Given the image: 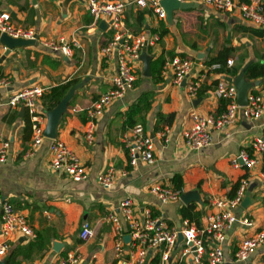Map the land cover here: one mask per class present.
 Here are the masks:
<instances>
[{"label":"crops","instance_id":"crops-1","mask_svg":"<svg viewBox=\"0 0 264 264\" xmlns=\"http://www.w3.org/2000/svg\"><path fill=\"white\" fill-rule=\"evenodd\" d=\"M25 1L27 7H21ZM234 1L236 5L229 11L199 3L190 8H175L170 10V19L159 18L149 8L127 7L126 26L127 17L133 22L136 10H147L141 31L151 33L161 24L168 31L145 50L150 58L148 66L144 56L137 66L133 88L105 108L95 122L94 140L88 144L83 137L89 126L87 110L110 88V78L116 71L115 56L106 59L101 52L113 34L109 23L95 20L82 0H0V9L9 11L15 24L25 26L27 18L26 26L36 28L40 41L64 39L71 45V53L64 55L39 42L12 49L0 62V78L10 79L9 85H0V141H10L8 159L0 164V197L8 199L25 214L37 233L34 239L12 240L10 250L0 256V264H54L70 251L81 254L80 264H133L129 242L123 245L122 255L115 254L114 229L107 220L110 212L118 213V204L123 198L132 199L137 215L149 209L170 227L180 229L186 220L201 228L206 216L215 210L211 199L234 196L242 178L249 181L248 202L234 209L235 222L222 242L223 264H264V243L244 261L235 259L239 243L264 227V164L260 160L246 168L230 163V158L240 149L250 152L252 139L264 134V112L254 119L239 114L228 136L214 129L212 143L201 150L189 148L183 138V132L192 125V112L217 114L224 109L226 101L212 94L219 79L224 78L229 83L244 81L247 94L264 90V70L262 76L255 79H245L242 75L246 65L264 60V37L249 31L248 28H259L242 17L239 3L244 0ZM225 47L232 48L227 59H232L233 63L227 66L239 67L232 75L207 68L208 60ZM4 50L5 46L0 43V56ZM168 53L195 61L187 81L201 77L196 96L187 94L185 82L183 85L173 83L170 74H161L162 80L157 83L152 81L151 61L161 54L168 59ZM71 78H77L78 82L72 86L74 89L54 138L69 145L88 167L89 178L83 181H73L50 168L52 138H45L25 156L31 149L32 139L31 131L27 140H23L26 111L21 106L8 104L10 96L26 86L39 85L47 92L50 87ZM148 90L153 92L152 103L143 123H138L152 133L155 161L130 166L121 135L129 127L126 124L129 106L140 93ZM41 99L42 96L38 110L45 126L47 111L42 108ZM159 114H172L171 122L168 124L158 118ZM165 125L170 127L166 144L156 134ZM108 165L117 171L127 170V174L118 173L113 186L105 189L97 182L96 175ZM176 173L182 177L181 198L160 202L150 193V186L155 182L172 186L171 178ZM183 206H191L189 213L193 219L195 213H199L198 224L182 217L179 210ZM243 217H249L252 225L243 224ZM83 220L90 223L93 234L80 241L78 232ZM122 224L125 227L123 219ZM3 238L0 232V241ZM54 242L61 243L58 250L53 248ZM178 242L166 263L161 262V251L154 250L147 264H152L150 261L156 254L160 257L159 264H176L184 246L181 240Z\"/></svg>","mask_w":264,"mask_h":264},{"label":"built area","instance_id":"built-area-1","mask_svg":"<svg viewBox=\"0 0 264 264\" xmlns=\"http://www.w3.org/2000/svg\"><path fill=\"white\" fill-rule=\"evenodd\" d=\"M86 3L89 13L95 20L103 19L109 23L113 30L111 39L101 48L106 59L115 56L116 71L110 78V88L100 94L87 110L89 118L88 129L84 133V139L88 144L94 140V126L97 118L105 108L114 100L133 88L136 81V69L141 62V54L154 46L159 40L158 33H145L143 31L133 33L125 23V11L130 5L151 9L159 18H166V12L161 0H82ZM192 1L199 4L213 6L220 11H229L236 5L234 0H178ZM242 17L251 22L257 28L264 30V0H245L239 3ZM5 33L12 38L36 39L51 51H59L64 55L71 53V45L64 39L58 41H40L36 28L15 24L9 11L0 9V34ZM37 35V38H36ZM232 59H227L226 65L230 66ZM195 61L192 58L175 55L165 60L161 74H170L173 83L181 85L185 81L187 94L191 97L197 95L201 77L197 79L187 77L193 70ZM219 62L210 63L207 68L217 69ZM206 70V68H205ZM10 83L8 77L0 78V85L7 86ZM45 88L39 85L26 86L8 99L11 106H21L30 116L31 121V149L25 152L28 156L32 148L37 147L47 138L44 135V124L41 121L38 103L44 94ZM212 94L217 99L226 101L224 109L217 114H201L192 112V125L183 132L184 143L191 149L201 150L212 143V132L220 130L223 136H228L238 115L254 119L264 112V90L247 94V102L239 104L237 100V87L234 83L219 79ZM156 134L162 143L169 142L170 127L163 126ZM122 145L128 154V163L135 166L140 162L152 164L155 161L153 136L143 124L136 123L128 127L121 135ZM52 158L49 166L55 172L65 174L73 181H83L89 178L88 167L81 162L74 150L59 138L51 139ZM248 149H240L230 158L234 167L245 166L251 168L262 160L264 164V134L256 136ZM10 150V141H0V164L7 161ZM260 156V159L258 158ZM126 175L127 170L117 171L112 165H108L96 175L97 182L105 189H110L116 175ZM264 175V173H263ZM248 179L242 178L234 196L215 197L210 203L215 208L206 216V222L201 228L183 222V227L178 229L165 224L157 216H153L149 209H144L142 215L135 214L131 198H123L118 204V213L110 212L107 220L112 223L115 244L114 250L117 256L124 253L123 245L130 243V256L133 264H143L149 250L161 251V262L166 263L172 250L179 244L178 234H182L181 242L184 244L176 264H223V245L226 231L235 222L234 209L241 205L242 199L248 187ZM149 191L162 202H174L181 198V190L174 189L167 183L155 182ZM119 214L121 216H119ZM122 219L125 222L123 227ZM243 224L252 225L249 217L242 218ZM0 232L4 236L0 241V256L5 255L11 248V241L15 238L34 239L36 231L29 223L25 214L15 208L8 199L0 197ZM93 234V229L87 220L81 222L79 236L86 240ZM129 240H125V236ZM264 243V227L244 238L235 251V259L244 261L260 245ZM188 259L186 260V258ZM82 256L78 251H70L57 259L54 264H80ZM36 264V263H31Z\"/></svg>","mask_w":264,"mask_h":264},{"label":"trees","instance_id":"trees-1","mask_svg":"<svg viewBox=\"0 0 264 264\" xmlns=\"http://www.w3.org/2000/svg\"><path fill=\"white\" fill-rule=\"evenodd\" d=\"M21 7H27V1H25V3L22 4ZM145 11L147 10H136L135 15L133 16V22H131L130 19L127 17V28L131 30L133 33L141 32ZM29 22L31 21L29 20ZM24 24L25 26L27 25V18L24 21ZM248 29L249 31L256 33L257 35L264 37L263 29H254V28H248ZM167 31H168L167 28H165L163 24H161L159 28L153 30L151 33H158L159 36L161 37L164 34H166ZM231 50L232 48L225 47L216 57H211L208 60V63H215V62L220 63V67L215 69L216 72H222L227 74L231 73V75L238 72L239 67L236 66L228 67L226 65L227 57L229 56ZM173 56H175L173 53H168V58H172ZM165 60H166V56L161 54L157 58L152 60L150 63L151 77L154 83H157L162 80L161 71ZM263 70H264V60H260L259 62L258 61L251 62L250 64L245 66V68L242 71V75L245 79H252V78L255 79L262 76ZM77 82H78L77 78H71L50 87L49 90L42 95V99H41L42 108L45 111L53 109L66 95L69 89ZM152 98H153V92L148 90L140 93L137 99L134 102H132V104L129 106L127 112V119H126V124L129 127L133 126L138 122L143 123L144 116L147 113V111L150 109ZM172 117H173L172 114L167 116L160 114L158 115V118H163V120H165V122L168 124L171 122ZM24 121H25V127H24L23 140H27L29 133H31V121L27 112L26 115L24 116ZM27 129H29V131ZM171 183L174 189L181 190L182 189L181 174L179 173L174 174L171 178ZM190 207L191 206H183L180 208L179 211L182 217L188 218L190 222H195L196 224H198V218L200 215L199 213H195L196 218L193 219V216L189 213ZM78 238L80 241H82V239L79 236V232H78ZM150 262L152 264H159L160 262L159 255L156 254L151 259Z\"/></svg>","mask_w":264,"mask_h":264},{"label":"water","instance_id":"water-1","mask_svg":"<svg viewBox=\"0 0 264 264\" xmlns=\"http://www.w3.org/2000/svg\"><path fill=\"white\" fill-rule=\"evenodd\" d=\"M161 3L163 5V8L166 12V17L168 19L171 18L170 10L179 8V9H185L190 8L194 6H198V3L196 2H180L178 0H161ZM37 38V35H36ZM0 43L5 46V50L3 54L0 56V62L11 52L14 48H21L26 47L29 45H38V41L36 39H20V38H12L8 36L5 33L0 34ZM144 56H146L145 61L148 66L149 56L145 54V51L141 54V59H144ZM185 81L182 82L181 85L184 84ZM237 87V100L239 104L244 105L247 102V90L245 86L244 81L234 82ZM74 87H71L69 91L66 93V95L61 99V101L51 110H48L46 113L47 116V122L44 128V135L48 138H54L56 136V128L59 123V119L61 114L65 111L66 103L68 99L70 98V95L73 91ZM24 109V108H22ZM249 192L246 190L245 196L242 199L241 205L246 206L248 202ZM183 199H185V195L182 196ZM126 240H129V236H125ZM182 240V234H178V241ZM61 246V243L54 242L53 248L55 250H58ZM151 255V250L148 251L146 259L144 260L143 264H147L149 257Z\"/></svg>","mask_w":264,"mask_h":264},{"label":"rangeland","instance_id":"rangeland-1","mask_svg":"<svg viewBox=\"0 0 264 264\" xmlns=\"http://www.w3.org/2000/svg\"><path fill=\"white\" fill-rule=\"evenodd\" d=\"M245 1V0H244ZM186 2H192V1H186ZM197 3V2H196ZM83 4L85 5V7L87 8V10H88V7H87V5H86V3H84L83 2ZM260 29V28H259Z\"/></svg>","mask_w":264,"mask_h":264}]
</instances>
